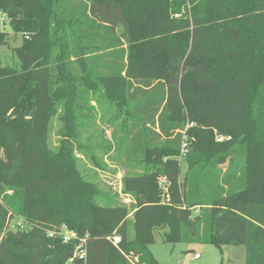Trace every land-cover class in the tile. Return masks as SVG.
Here are the masks:
<instances>
[{"label":"trees","instance_id":"trees-1","mask_svg":"<svg viewBox=\"0 0 264 264\" xmlns=\"http://www.w3.org/2000/svg\"><path fill=\"white\" fill-rule=\"evenodd\" d=\"M0 13V46L8 29L24 36L18 65H0V264H66L73 244L48 237L63 224L89 235L72 264H160L155 231L264 264V0H0ZM78 81L130 106L146 166L123 179L132 222L124 205L98 206L78 168ZM8 211L32 229H8Z\"/></svg>","mask_w":264,"mask_h":264},{"label":"rangeland","instance_id":"rangeland-1","mask_svg":"<svg viewBox=\"0 0 264 264\" xmlns=\"http://www.w3.org/2000/svg\"><path fill=\"white\" fill-rule=\"evenodd\" d=\"M22 37V34L8 29V45L0 46L1 66L15 68L18 65L13 49L22 44ZM77 85L78 136L74 140V155L80 173L96 189L95 203L98 206L124 205L128 209V221L132 222L135 212L133 198L123 192V179L127 175L142 174L146 166L131 152L138 146V133L132 132V116L128 112L130 106L116 104L112 97H117L118 91L110 86L111 98L104 88H91L82 81H78ZM59 88L60 85L53 80L51 94L55 92L56 95ZM58 111L59 114L49 120L46 132L47 145L53 151L59 147L64 135V124L60 119L62 108L59 107ZM138 130H141V125ZM217 140L220 141L219 138ZM226 168L224 166L223 171ZM185 172L186 166L182 163L181 178ZM154 239L155 243L148 249L160 264H245V248L242 245L217 248L197 242L165 244L158 231H155ZM195 254L200 256L198 260L193 259Z\"/></svg>","mask_w":264,"mask_h":264},{"label":"built area","instance_id":"built-area-1","mask_svg":"<svg viewBox=\"0 0 264 264\" xmlns=\"http://www.w3.org/2000/svg\"><path fill=\"white\" fill-rule=\"evenodd\" d=\"M8 21L5 18V15L0 13V33L5 32L6 23ZM28 39V37H26ZM219 140H222L221 138ZM186 142H183L181 145V153L184 155L186 153ZM159 186L166 190V186L163 180L159 181ZM7 223L8 229L13 231H21L25 232L32 229V224L26 221L24 218L13 214L12 211H8L7 216ZM49 238H59L64 244H73L74 250L72 258H70L66 264H72L75 259L82 260L83 262L86 260V249H87V242L89 239V235L85 234L82 237H79L75 231L71 230L67 225L63 224L60 225L48 232ZM2 236L0 237V241ZM112 243L116 246L119 243L118 237L112 238ZM200 258L199 255H194L193 259L198 260Z\"/></svg>","mask_w":264,"mask_h":264},{"label":"crops","instance_id":"crops-1","mask_svg":"<svg viewBox=\"0 0 264 264\" xmlns=\"http://www.w3.org/2000/svg\"><path fill=\"white\" fill-rule=\"evenodd\" d=\"M195 255H197V254H195Z\"/></svg>","mask_w":264,"mask_h":264}]
</instances>
